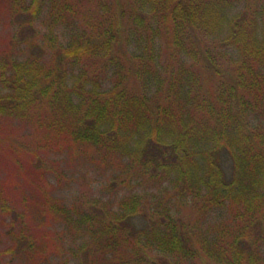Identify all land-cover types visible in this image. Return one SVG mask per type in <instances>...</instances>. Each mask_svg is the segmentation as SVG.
I'll return each instance as SVG.
<instances>
[{"label":"trees","instance_id":"trees-1","mask_svg":"<svg viewBox=\"0 0 264 264\" xmlns=\"http://www.w3.org/2000/svg\"><path fill=\"white\" fill-rule=\"evenodd\" d=\"M4 2L17 35L0 40V147L46 175L2 136L19 122L35 147L115 161L109 189H129L70 208L47 189L33 199L82 238L76 264H264V0ZM42 12L46 55L19 47ZM23 238L30 253L51 245Z\"/></svg>","mask_w":264,"mask_h":264},{"label":"rangeland","instance_id":"rangeland-1","mask_svg":"<svg viewBox=\"0 0 264 264\" xmlns=\"http://www.w3.org/2000/svg\"><path fill=\"white\" fill-rule=\"evenodd\" d=\"M3 1L5 0H0V40L7 41L17 35V29L11 21L12 13L7 11ZM42 14L44 15L36 20L35 40L30 44L31 48L25 43L19 47L34 54L40 52L39 54L46 55L51 49L46 39L49 29L45 22V12ZM57 32L60 42L66 44L71 32L64 28H58ZM70 71L73 77L80 71V66L75 65ZM1 130L5 132L2 136L6 137L9 143L18 142L16 150L26 151L25 146L30 148L28 149L30 151L33 148L31 152L38 153L42 158L39 161L44 164L43 173L46 175H41L42 169L40 175H29L28 170L33 167L23 156H20L22 164L16 165L12 149L9 146L6 150L0 147V205L3 203L7 209L6 212L0 210V264H58L64 258L70 259V264H76V254L81 252L83 247L82 238L68 229V223L63 221L58 213L42 211L33 204V199L38 197L39 200L42 190L47 189L50 198L52 195L55 196L52 200L54 204L57 205L59 201L67 208L75 205L78 198L93 200L100 197L105 201H114L118 193L125 194L129 191L128 188H124L117 193L114 189L112 191L109 189L112 176L120 172L119 165L111 160L103 165L98 155L75 152L67 145H64L66 148L55 145L35 147L32 131L19 122H10ZM57 171L62 175H57ZM143 191L163 197L165 190L144 185ZM184 204L180 201L178 206ZM182 210L184 214L189 213L188 208ZM30 235L38 238V246L44 237L52 246L48 245L42 252L24 251L21 247L25 242L23 237L27 238ZM61 246L64 249L59 252Z\"/></svg>","mask_w":264,"mask_h":264}]
</instances>
